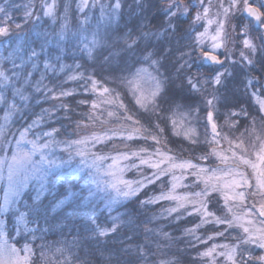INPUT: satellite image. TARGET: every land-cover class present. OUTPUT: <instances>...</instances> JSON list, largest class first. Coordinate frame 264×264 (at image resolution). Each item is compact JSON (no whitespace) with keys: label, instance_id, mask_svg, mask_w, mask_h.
<instances>
[{"label":"snow or ice","instance_id":"obj_1","mask_svg":"<svg viewBox=\"0 0 264 264\" xmlns=\"http://www.w3.org/2000/svg\"><path fill=\"white\" fill-rule=\"evenodd\" d=\"M7 3L8 0H5V4ZM96 3L97 0H92L93 7ZM166 4L168 27L173 31L176 30L173 18L178 14L191 16L192 25H200L203 29L201 31L193 28L195 34L192 35L191 43L188 45L190 51L184 53L188 59L184 60L178 68V71L191 69L193 53L198 54L197 58L201 62L207 61L213 65L207 74L202 73L199 77L192 73L185 75L187 89L192 94L201 96L203 104L190 103L185 108L184 105L173 100L171 107L165 112L158 103V100L168 101L164 80L148 71V68H156L160 62L153 58L154 53L148 51L147 48L141 55L143 62L148 64V68L139 67L129 76L119 78V82L131 94L134 102L132 106L124 102L115 88L104 86L91 74L86 75L84 71L73 70L63 83L83 81L85 92L89 91L90 85V91L97 96V99L91 102L93 112L100 104L115 105L117 109L124 110L122 118L130 123L121 125L119 129H111V135H93L80 140L56 141L55 136L60 130L52 128L50 131L36 134L34 140H28L30 130L40 125L42 115L40 119L33 120L19 131V139L15 140V149L11 153L10 162H8L9 157L4 149L12 142L5 135L4 126H0V153H3L0 158V173H2L3 166L7 164L9 190L16 197L21 195L34 177L41 181L40 190L42 191L43 181L47 175L45 165L55 164L54 160L48 159L49 154L45 151L53 143L66 144L67 147L64 150L67 151L73 145H86L89 142L93 147L97 143L110 140L115 145L114 138H119L127 151H118L117 155L91 153L90 148L79 147L75 154L81 157L90 154L91 163H88L86 159H82L81 163L87 167H95L97 172L101 171L99 165L103 161H112L103 174L112 177L108 187L116 192L117 197H138L150 186L153 190L159 187V194L148 195L146 199L139 201L140 204L146 207L161 202H172L171 205L162 209L161 215L166 213L168 217H173L177 221L192 217L193 226L185 227L183 231L186 236H192L199 244L206 246L203 251L197 252L196 259L201 261V264H264V99H260L261 92H252V96L256 98L259 105L256 115H251L245 108H240L239 111L229 109L224 114V125L217 123L218 105H221V90L225 88L226 81L230 77L235 78L238 74H243L246 91L256 88L264 90V83L250 75L259 63L261 75L264 76V0H192L191 4H184L182 0H166ZM33 6L34 0H29L25 6L24 20L26 23L34 21L33 27H38L35 21H41L42 18L40 13L33 12ZM40 6L43 16L51 17L55 23V0H52V3H48V0H40ZM87 7H89V0H80L77 10L83 13ZM104 7L101 5L102 15ZM120 7V0H116L113 12ZM190 8H194V15L190 14ZM214 8L215 11H213ZM67 10L66 6L65 13ZM238 16H246L250 18V22H242L239 25L232 23V20ZM10 20L8 9L0 5V37L9 34L8 21ZM86 22L87 17L80 21L81 24ZM255 25H259L261 29L258 36L252 35ZM13 26L17 30L23 28L20 23L13 22ZM66 28L67 17L65 16V23L61 25L59 33L60 40L64 39ZM43 35L47 36V33ZM257 40L259 44L256 43ZM47 43L48 41L45 40L40 45L39 51L36 48H30L27 59L23 55H17L21 49L20 45L9 52L7 57H0V89L11 86L14 96L18 95L21 99L27 100L28 97L24 95V90L32 84V74L38 70L42 62L44 71L40 73V80L35 82V90L39 92L43 86L46 89V97L48 93H51L48 98L61 101L58 107L67 110L69 103L63 102L62 98L72 97L76 90L61 87L60 91L56 92L53 88L43 85L46 79L45 72L57 71L48 57ZM125 43L131 49L136 42H129L126 39ZM237 44L240 47L239 60L233 59ZM103 46L104 42L93 34L91 46L87 47L89 59L94 58L93 52L96 48ZM60 50L62 52L63 48ZM42 53L45 57L43 61H41ZM258 53L259 58H257ZM55 58L57 61L61 59L60 55ZM104 62L111 63V54L104 58ZM27 65H30V70H26ZM67 67L69 66L60 64L58 71L62 73ZM81 67L82 65L78 63L74 65L76 70ZM145 76L154 82L153 87L147 93L141 87V81ZM18 82L20 87L16 86ZM6 102V97L0 92V103ZM76 103L84 105L88 101L78 100ZM12 108H15L14 104ZM172 108L181 111L187 124L186 127L183 125L181 127L183 138L189 145V152L195 153L199 150V154L178 157L172 149L167 147L169 134L181 135L176 130L177 121L172 119L175 115ZM202 109L203 116L200 115ZM44 112L48 113L50 119L52 113L48 109ZM141 112L145 123H141ZM65 115L67 116V111ZM88 115L89 119L94 118L92 114ZM115 115L114 111L108 112L110 117ZM7 119L6 115L5 120ZM200 120L204 121L205 129L202 139L192 123V121ZM241 121L244 122V132L239 131ZM257 121H259V133H257ZM225 126L230 133L222 131ZM233 129L235 132L231 131ZM45 137L48 139L45 140ZM140 141L144 143L140 144ZM221 141L227 143L228 147L224 148ZM127 142H132L136 146L131 147ZM23 144H30L31 149L25 151L21 147ZM201 145L204 147L201 148ZM253 153L256 155L255 161L251 159ZM37 155H39V160H34L33 157ZM129 161L130 163H122ZM144 168L149 169L150 173L145 172ZM248 168L252 171L248 172ZM133 169L137 172V178L124 179L125 172ZM93 182L100 189V182L98 180ZM178 190H183L182 194ZM93 195L94 193L90 191L89 196ZM220 197L224 201L222 205ZM39 201L38 191L33 198V205L26 206V210L21 211L20 208H11L10 204L14 201H10L8 195H5L3 204H0V264H71V258L65 256L66 249L63 247H56L53 251L51 245L42 243L38 246L39 254L37 255L36 249L27 242L20 249L8 242L6 228L9 214L15 218L14 231L16 234L31 235L33 240L44 239L43 235L39 237L36 235L37 232L47 231V229L38 227L39 220L34 215L38 212L36 205ZM249 201H252L250 205ZM118 202L116 198H109L104 207L111 211L113 205ZM89 220L97 225L95 232L101 237L117 233L124 223L121 215L111 216L110 227H100L94 215L89 216ZM129 223H131L130 220ZM30 224H36L37 227H29ZM205 225L212 227L209 229L210 234L202 237L197 233ZM233 229L239 230L233 237V243L214 242L218 237L227 238L226 233L230 234V230ZM163 235L165 239H171L167 233ZM210 241L213 243L209 244ZM249 246H254L260 251L254 252ZM124 251L128 253V249ZM135 251L143 264H150L143 246L136 245ZM21 252L25 253L22 257ZM53 257H64V259L58 260ZM159 264H173V261L161 260Z\"/></svg>","mask_w":264,"mask_h":264},{"label":"trees","instance_id":"obj_2","mask_svg":"<svg viewBox=\"0 0 264 264\" xmlns=\"http://www.w3.org/2000/svg\"><path fill=\"white\" fill-rule=\"evenodd\" d=\"M1 1V0H0ZM68 0L59 1V10L67 6ZM103 2V0H102ZM114 0H110L108 6H111ZM1 3V2H0ZM121 7L117 9L116 15L110 12H105L103 15L98 7L94 8L93 21L98 24L95 29L98 36L104 42L103 47H98L93 53V59L87 58L83 53L77 52L73 46L68 42L64 44V53L59 61L50 59V62L55 65L57 71L60 64L69 66L64 72H45L46 79L43 85H47L59 91L62 88L73 87L76 89L72 97L62 98L63 102L69 103V109L65 110L59 108L58 105L61 101L52 100L46 97V89L41 87L39 92H35L30 84L25 88V92L30 91L32 98L28 103L27 108L22 110L21 117L16 120V125L30 123L38 115L43 114L44 107L48 104L53 105L54 113L52 120L40 125L38 129L50 131L52 128H58V137L64 139H71L75 137L77 131L89 128L97 120V111L95 113L91 109V102L96 100V94L90 90L85 92L81 89L83 81H68L63 83L65 78L75 71H84L86 75H93L104 86L115 88L120 93L124 102L132 106L133 101L129 95L127 88L119 82L120 77L128 76L139 65L144 64L141 53L145 48L154 53V57L159 60L158 67L154 68L156 73L165 83V93L168 101L158 100L160 107L167 112L171 107L172 101L184 105L185 108L191 103L203 104V98L199 95L192 94L186 86L185 75L187 73H194L197 75L207 74V71L213 68L211 64L205 62L196 63L191 69L179 70L180 59L178 57L179 51L186 50L190 42L189 35L190 28L189 19L181 17L173 18L176 24V30L173 31L168 27V16L165 11L166 1L164 0H120ZM9 14L11 20L8 21L9 34L5 37H0V47H4V42L8 41V47L11 49L12 44L18 40L19 33L26 31V38L22 42L24 48V55H28L30 48L38 49L41 41L44 39H52L54 45H46L47 53L55 51V42L59 35L56 36L55 25H51L47 20L40 24L42 29V38L40 39L32 33L31 23L34 21L25 22L24 13L20 2L16 4L15 0L8 1L7 4L3 3ZM35 10H39V6L35 5ZM74 4L69 6L76 13ZM65 10V9H64ZM99 11V12H98ZM100 14V15H99ZM86 15V12L78 13L73 17V24L76 25L80 22L79 16ZM13 22L20 23L23 28L20 30L15 29ZM57 24V26H60ZM43 30L47 31V36L43 35ZM52 33V35H50ZM259 35V33H258ZM5 39V41H4ZM129 42L135 41L133 48L129 49L125 40ZM7 52V50H5ZM4 52V53H5ZM82 52V51H81ZM111 54V63L106 64L104 58ZM259 53L257 58H259ZM44 54H41V61L44 59ZM27 59V57H26ZM19 62V61H17ZM81 64L82 67L78 70L74 69L75 64ZM10 67V65H8ZM158 69V72H157ZM26 70H30V65L26 66ZM44 71L43 63L37 71L32 74V81L40 80V73ZM250 75L255 79H260L264 83V76L261 75L260 65L251 71ZM245 76L238 74L235 78H229L226 81V86L221 90V105L219 107L218 120L219 124H224L225 112L229 109L239 111L240 108H245L251 115L257 114V106L253 102L249 93V89L245 90ZM17 85L20 86L18 82ZM90 87V85H89ZM81 89V90H77ZM264 96V90L256 88ZM50 94V93H48ZM227 98L226 100L224 98ZM40 98L37 104L35 99ZM86 100L88 103L84 105H77L76 101ZM121 109L120 113H124ZM67 111V116L65 112ZM172 112L176 114L181 113L175 108ZM97 113V114H96ZM93 115V119H89V115ZM101 117L105 118V113L100 111ZM170 114V113H169ZM174 115V116H175ZM203 116V109L200 112ZM54 116V118H53ZM143 113L141 112V123H145ZM235 119V118H234ZM79 122V126H77ZM92 122V123H93ZM199 126L203 127V120L194 121ZM244 127V122L241 121L239 130ZM21 128L16 127L14 134L18 133ZM234 131L235 130H231ZM167 147L172 149L177 155L189 156L199 154V150L195 153L189 152L188 143L176 135L168 136ZM204 146L201 145V148ZM98 149V148H97ZM101 149H108V145H102ZM99 150V149H98ZM79 181L77 177L72 174H65L62 179L56 184H49L47 189L39 191L40 201L36 205L38 212L34 215L39 220L38 227L40 229H47L46 232H37V237L43 235L44 239L33 240L31 235H18L14 231L15 218L9 214L7 220L6 233L11 241L16 246H22L26 242L29 243L39 254L38 246L42 243L49 244L52 249L56 247H63L66 249L65 256L71 258V264H143L142 259L136 254V245H141L148 255L150 264H159L161 260H172L173 264H200L196 259L198 249L200 247L194 246L193 242L188 236L184 234L185 227L193 226V218L188 217L176 223L168 224L163 221L156 220L153 215L155 210L158 209L157 205L142 206L140 200L146 199L148 195L157 193L158 187L154 190L150 186L145 192H142L138 197H133L125 202L118 209L125 211L123 218L127 219L123 223L119 231L111 234L108 237H101L96 235L97 225L91 223L89 216L94 215L97 224L100 226L102 221L111 226V221H108L109 215L106 212H96L86 208H77V187ZM37 195V191L30 189L25 192L19 202L21 210L25 211L26 206L33 205V198ZM81 198V197H80ZM80 210V211H77ZM129 220L131 223H129ZM37 227V225H36ZM204 233L205 230L201 229ZM209 231V229L207 230ZM164 233H167L171 239H165ZM132 239H128V237ZM128 249V253L124 250ZM54 259L63 260L64 257H53Z\"/></svg>","mask_w":264,"mask_h":264},{"label":"rangeland","instance_id":"obj_3","mask_svg":"<svg viewBox=\"0 0 264 264\" xmlns=\"http://www.w3.org/2000/svg\"><path fill=\"white\" fill-rule=\"evenodd\" d=\"M11 1V0H8ZM16 4L18 2L21 3V5L23 6L21 10H26L25 6L29 3V0H15ZM59 1L60 0H55V23H53L52 18L51 17H44L43 16V11L42 8L40 6V0H34V6L37 5L39 6V10L36 11L35 7L33 6V12L36 13H40L41 15V21H35V23L38 25V27H33V22L31 23V29H32V33L37 36L40 39L42 38V29L40 28V24H42L45 20H47L52 26L55 25L56 28V36L59 35L60 31H61V25L65 23V16L67 17V28L65 29V34H64V39L60 40L59 36L56 39L55 42V51L51 52L50 55H48V57L52 60L54 59L57 55L62 56L64 53V44L69 43L70 46H73L75 49L77 48V52L79 53H83L87 58V47L91 46V40L93 39V34H96V37L98 39H101L100 36H98L99 34L96 33L95 29L98 28V24L93 21V14H94V8L98 7L99 10L101 11V5H104V11L106 12H110L115 16L117 10H115V12H113V6L116 2V0H114V2L112 3L111 6H108L110 3V0H97L96 5L93 7L92 6V0H89V7H87L84 12H86V15L84 16H79L78 19L84 20L85 17H87V22L81 24L80 22L76 25L73 24V17L77 16V12L81 13L77 10V5L79 4L80 0H68L67 2V13H65V8L63 9L61 7L62 10H59ZM166 1V0H164ZM0 5H3V3H5V0H1L0 1ZM48 3H52V0H48ZM71 3L74 4V7L76 9L75 12L76 13H71L73 10L69 8V6H71ZM182 3L184 4H191L192 0H182ZM73 7V8H74ZM167 7V6H166ZM190 14L194 15V8H190ZM213 11H215V8L213 9ZM99 12V11H98ZM100 15V14H99ZM179 17L184 18V19H189V25L190 28L188 29L190 31V35H189V39L190 42L187 44L189 45L191 43V37L192 35H194V31L193 28L195 29H199V30H203L202 27L200 25H192V21H191V16H182L179 15ZM177 16V17H178ZM176 18V17H174ZM237 18H234L232 20V23L235 24V22L237 21ZM60 26H57V24H60ZM229 31H231V29L229 28ZM26 32V31H25ZM24 31H21L17 36V39L13 44H12V48L9 49H5L8 47V41H5L4 39V47H0V57H7L9 52L15 50L17 48V45L21 46L20 51L17 53V55H23L26 59V57L28 55H24V48H22V42L23 40L26 38V33ZM261 32V29H259V33ZM43 33H47L46 30H43ZM53 32H51L50 35H52ZM253 36H258V34H254L252 33ZM53 36V35H52ZM29 38V37H28ZM28 38L25 39L26 41H28ZM237 38H238V32H237ZM46 41H48V43L46 45H54V42L52 39H45ZM44 39L41 41L40 45L45 41ZM64 42H68V43H64ZM257 44H259V40L256 41ZM40 45L38 46V51L40 50ZM68 45V47H70ZM230 47L232 46L231 44L229 45ZM49 47V46H46ZM61 48H63V51L61 52ZM5 50H7V52H5ZM239 44H237L234 55H233V59L239 60ZM82 51V52H81ZM95 51V50H94ZM190 51L189 47L186 50H181L179 51L180 53L178 54V57L180 59V64L183 63L184 60L188 59L187 56L184 55V53ZM5 52V53H4ZM94 53V52H93ZM29 54V53H28ZM198 54L197 53H193L192 56V67H194V64H198L200 63V59L197 58ZM154 59H156L155 57H153ZM56 60V58H55ZM194 63V64H193ZM63 64V63H62ZM139 67H146L148 68V64L144 63L139 65L137 68ZM158 67V65L156 66ZM135 68L131 73L135 72L136 69ZM68 69L65 68V71ZM148 71L150 73H152L153 75H158L156 73V71L154 70V68H148ZM59 73V71H57ZM71 74V73H70ZM69 74V75H70ZM192 74H195L192 73ZM130 75V74H129ZM128 75V76H129ZM197 77H199V75L195 74ZM159 76V75H158ZM35 82L36 81H32V89L33 91L37 92L35 90ZM153 81L145 76L144 79L141 81V87L142 89L147 93L149 90H151V88L153 87ZM17 87H20L19 85H16ZM51 88V87H49ZM68 88H73V87H68ZM65 88V89H68ZM81 89L83 91H85L84 87L81 86ZM78 89L77 90H81ZM76 90V89H75ZM90 90V87H89ZM60 91V90H59ZM57 91V92H59ZM128 91V90H127ZM253 91H258V90H254V89H249V93L252 97L253 102L256 104L257 108L259 107V105L256 102V98L252 96V92ZM0 92L3 93V95L6 97V103H0V126H4L5 128V135L7 136L8 140L11 141L12 143L8 146H5L4 152L8 155L9 157V161L10 162V157H11V153L12 151L15 149V140L19 139V131H21L23 128L27 127L33 120L35 119H40V117L43 115V119H40V125L46 123V121H50L52 120V117L49 119L48 117V113H45L43 111V114L38 115L36 118H34L30 123L25 124L23 127L20 125L15 126L16 125V120H18L19 117H21L22 115V110L27 108L29 101L32 98V94L30 91L25 92L24 91V95L28 97L27 100L21 99L20 96L16 95L14 96L13 94V90L12 87L9 86L6 89H0ZM129 93V92H128ZM129 95L131 96V94L129 93ZM51 96V93L48 94V97ZM132 98V97H131ZM97 99V97H96ZM260 99H264L263 95H260ZM39 101H41L40 98H36L35 99V103L37 104ZM15 105V108H12V105ZM44 109H48L52 114L54 113V109H53V105L52 104H48L44 107ZM97 111V120L95 122H90L91 124H93L92 126H90L89 128H86L84 130H79L77 131L75 137L71 138V139H64L62 137H58L55 136V140L56 141H67V140H80V139H84L85 137H91L93 135H111L110 130L111 129H119L121 125H126L129 124L130 122L123 120L122 116L124 113H120L121 109H117L115 107V105H109V104H100V106L95 110ZM94 111V113H95ZM100 111L103 112V114L105 113V118L101 117ZM109 111H114L116 112L115 116H108V112ZM123 112V110H122ZM8 116V119L5 120V116ZM117 117H120L119 119ZM54 118V116H53ZM172 119H175L177 121V131L181 133V135H176L177 137H180L184 140L183 138V128L181 127L183 126H187L186 122L183 119V116L181 115V113L176 114L175 116H172ZM192 123L195 125L197 132L200 134L201 139L203 138V133L205 131L204 128L199 129V126L197 124H195L194 121H192ZM218 123V122H217ZM39 125V126H40ZM223 126L224 124H219ZM38 126V127H39ZM16 127L21 128V130L18 131V133L14 134V131L16 130ZM38 127H35L33 129L30 130L27 139L28 140H34L36 138V134H42L43 132L47 131V130H40L38 129ZM210 131V129H209ZM222 131L224 133H230V130L225 126L222 128ZM240 132H244V127L241 128V130H239ZM260 128H259V121H257V133H259ZM234 132V131H232ZM237 135H239V133H236ZM45 140L48 139L47 137L44 138ZM115 141V145L113 143V141H105L104 143H97L95 144V146L93 147L91 142H89L86 145H73L71 149H68L67 151H65L64 149L67 147L66 144L60 143V144H56L53 143L49 149L45 150L49 155H48V159L49 160H54L55 164L53 165H45V170L47 172L46 178L43 181V190L47 189V187L49 186V184H56L57 182H59L62 177L65 176V174H72L75 177H77V181H79L78 187H77V198H79V200H77V208H86L84 211H87L88 209L90 210H94L96 212H106L109 215L108 221H111V216H115V215H121L122 220L124 221V223H126L128 220L123 218V214L125 213V211L119 210L118 208L123 205L125 202L129 201L130 199H132L133 197H129V198H123V197H117L116 192L108 187V184L112 181V177L108 176V175H104V170L107 168V166L109 164L112 163L111 160H105L103 161L99 167H100V172H97V169L95 167H87L84 164L81 163L82 159H86L88 161V163H91L92 161V157L89 154L86 157H81L79 155H76V149L79 148H90L91 149V153H97V154H104V155H117L118 151H127V149H125L123 147V145L120 143L119 138H114ZM43 142V140L41 141ZM131 147H135L136 145L133 144L132 142H127ZM140 144H143V141L139 142ZM221 144L224 148H227L228 145L227 143L221 141ZM102 145H108V149H101ZM204 146V145H202ZM25 151H29L31 149V145L30 144H23L21 146ZM99 150H98V149ZM257 151H258V147H257ZM175 153V152H174ZM176 154V153H175ZM177 155V154H176ZM3 153H0V158H2ZM178 157L183 156V155H177ZM183 157H187V156H183ZM34 160H39V155L34 156L33 157ZM251 159L253 161H255L256 159V155L255 153L252 154ZM122 163H130L129 162H122ZM138 163V161H137ZM145 172H149L150 170L147 168H144ZM248 172H251V168L247 169ZM7 175H8V171H7V164H5L3 166V170L2 173H0V204H3L4 199H5V195H8V198L10 201H14V203L10 204L11 208H17L19 207V202L21 200L22 195L25 192H28L30 189H34L35 191H41L40 190V183L41 181L37 178L34 177L30 180L29 185L26 189H24L21 192V195L19 197H16L12 194V192L9 190V184H8V180H7ZM38 175V174H37ZM137 178V172L135 169H133L132 171H128L125 172L124 174V179H128V180H134ZM94 180H98L100 182V189H105V190H100L97 187V184L94 183ZM121 188L123 187L122 185L120 186ZM159 189V187H158ZM93 192L94 195L93 196H89V192ZM160 191V189H159ZM159 191L157 193H153V194H159ZM181 194L183 192V190H178ZM151 194V195H153ZM218 195V194H217ZM81 197V198H80ZM109 198H116L119 202L115 205H113L111 211L105 209L104 205L105 202L109 199ZM172 202H161L159 204V207L157 210H155V213L153 215V217L156 220H160L163 221V223H168V224H172V223H176L178 222L176 219H174L173 217H168L167 214L165 213L164 215H161L162 213V209L165 206H169L171 205ZM224 203L223 198L220 197V204L222 205ZM249 205L252 203V201L248 202ZM152 206V205H151ZM77 211H80L78 210ZM23 211V210H21ZM175 215V214H174ZM182 220V219H181ZM180 221V220H179ZM16 222V221H15ZM112 222V221H111ZM198 222V221H197ZM29 227H36V224H30ZM100 227H110L108 226V224L104 221H102ZM211 225H205L204 229L205 232L203 233L201 231V229L198 230V235H201L202 237L210 234L209 231H207L208 229H211ZM238 229H233L230 230V234L226 233L227 238L224 237H218L216 239V243H227V244H231L234 242L233 237L237 235L238 233ZM7 235V233H6ZM190 238V240L193 242V245L200 247L198 250L199 251H203L205 249V245L203 244H199V242L195 241L194 237L192 236H188ZM8 242L10 244H12L13 246H15L16 248L20 249L23 247L22 246H16L13 243H11V241L9 240L8 236H7ZM213 243L212 241L209 242V244ZM250 248H252V250L254 252H259V249H255L254 246H249ZM218 251H220V249H218ZM24 252H21L20 255L21 257L24 255ZM201 264V261H200Z\"/></svg>","mask_w":264,"mask_h":264},{"label":"flooded vegetation","instance_id":"obj_4","mask_svg":"<svg viewBox=\"0 0 264 264\" xmlns=\"http://www.w3.org/2000/svg\"><path fill=\"white\" fill-rule=\"evenodd\" d=\"M242 22H250V18H248L246 16H238V19L235 22V24L239 25ZM259 29H260V26L259 25H255L253 30H252V33L257 35L259 33Z\"/></svg>","mask_w":264,"mask_h":264},{"label":"water","instance_id":"obj_5","mask_svg":"<svg viewBox=\"0 0 264 264\" xmlns=\"http://www.w3.org/2000/svg\"><path fill=\"white\" fill-rule=\"evenodd\" d=\"M205 62V64H210L209 62H207V61H204Z\"/></svg>","mask_w":264,"mask_h":264}]
</instances>
